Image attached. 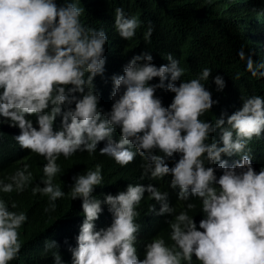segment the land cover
<instances>
[{
  "label": "clouds",
  "instance_id": "obj_1",
  "mask_svg": "<svg viewBox=\"0 0 264 264\" xmlns=\"http://www.w3.org/2000/svg\"><path fill=\"white\" fill-rule=\"evenodd\" d=\"M84 15L80 0H0V122L17 127L13 139L19 147L45 161L39 183L25 161L0 175V264L19 257L20 229L28 221L17 202L3 194L29 187L47 198L45 212L55 211L65 195L81 199L83 220L75 246H68L71 264H192L193 257L199 264H264V164L253 167L249 147L264 134V95L241 94V107L231 114L202 119L218 103L204 83L213 69L202 67L184 79L185 69L172 52L157 66L151 51L141 50L123 65L122 74L111 75L112 103L104 110L94 78L105 71L108 36ZM113 17L114 31L126 41L145 23L122 6L113 9ZM153 31L149 20L145 41ZM236 54L252 77H264V59L254 61L252 49L246 52L241 45ZM154 77L158 82L150 83ZM212 81L216 91L224 89L223 75ZM158 89L174 93L167 106L155 94ZM57 117L60 127L54 128ZM217 130L218 138L212 135ZM100 141H105L100 155L121 167L139 156V179L168 177V188L128 183L101 199L93 195L104 181L99 163L73 174L67 192L54 183L62 172L59 157L76 152L92 157ZM222 155L238 159L229 163ZM169 188L181 204L169 202ZM145 192L160 205L149 203L148 213L164 216L168 231L167 240L160 233L146 239L141 258L137 218ZM197 202L198 225L190 215ZM102 205L112 219L97 229ZM57 248L54 239L44 241L53 264H67Z\"/></svg>",
  "mask_w": 264,
  "mask_h": 264
},
{
  "label": "trees",
  "instance_id": "obj_2",
  "mask_svg": "<svg viewBox=\"0 0 264 264\" xmlns=\"http://www.w3.org/2000/svg\"><path fill=\"white\" fill-rule=\"evenodd\" d=\"M85 9L83 19L94 27H103L108 36L105 46V71L103 75L94 78V90L99 93V106L109 110L112 100V74H122L123 65L133 54L141 50L151 51L153 63L157 66L166 64L163 55L172 52L180 61V66L185 69L184 79L194 77L202 67L213 69L209 81H204L212 92L214 104L206 111L202 119L215 120L222 111L231 114L239 107L242 101L241 94H252L255 92L264 95V77H252L244 70V63L237 56V49L245 46V51H254L253 60L264 59V0H80ZM122 6L127 14L137 15L143 23L136 31V35L130 40H124L113 29V9ZM152 21L154 31L151 39L145 41L143 32L146 30L147 21ZM240 73L239 79H235L236 73ZM221 74L225 80L222 91H216V85L212 77ZM158 82L154 77L150 83ZM167 83V81H166ZM179 83V80L176 81ZM167 106L174 93L164 89H158L155 93ZM34 126L35 116H32ZM2 120V118H0ZM60 127V117L54 122V128ZM217 133L212 135L218 138ZM19 133L17 127L9 126L0 122V175L9 173L19 166L18 162L25 161L30 164L34 175V183H39L42 175L41 166L45 162L42 156L30 153L27 149H21L13 137ZM119 137V129L114 133V138ZM105 141L97 144V153L89 157L87 152H76L68 159L63 156L58 158L57 163L61 165L62 172L58 173L54 183L58 184L63 191L67 192L71 176L95 164L102 165L104 177L103 185L94 187L93 195L103 199L106 193L115 194L123 190L128 183H153L160 186L161 190L167 189L168 177L161 181H150L148 178L139 179L141 158L137 156L131 163L121 167L110 157L99 154V148L104 146ZM249 147L252 149V164L258 169L264 164V134L260 139L253 138ZM223 159L229 163L237 157H226ZM172 161H169L171 166ZM219 175V172H218ZM41 186H43L41 184ZM169 191V202L181 204L176 201L175 192ZM15 200L20 210L28 215V221L20 229L22 247L17 259L10 264H53L51 251H44V241L54 239L57 242V251L63 260L71 264L68 246H75V237L78 234L79 225L82 223L83 215L81 199H72L65 195L56 201L55 211L45 212L47 198L40 194L33 195L29 187L22 193L3 194ZM141 201L139 206L140 216L137 218L140 230L137 234V250L143 252V243L146 239L160 233L167 240V225L164 216L148 213V204H159L147 198ZM195 199V198H193ZM99 218L94 222L97 229L111 223V213L106 205ZM179 211V207L177 208ZM197 222L201 219L199 205L190 210ZM192 264H199L193 257Z\"/></svg>",
  "mask_w": 264,
  "mask_h": 264
}]
</instances>
